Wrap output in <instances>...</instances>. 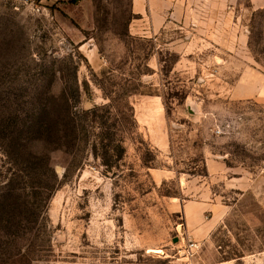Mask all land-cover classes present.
Instances as JSON below:
<instances>
[{
  "label": "rangeland",
  "instance_id": "374dc122",
  "mask_svg": "<svg viewBox=\"0 0 264 264\" xmlns=\"http://www.w3.org/2000/svg\"><path fill=\"white\" fill-rule=\"evenodd\" d=\"M133 5L0 0V119L60 115L75 78L99 106L65 178L49 146L56 188L0 137V209L41 210L0 264H264V0H181L156 33Z\"/></svg>",
  "mask_w": 264,
  "mask_h": 264
},
{
  "label": "trees",
  "instance_id": "16d2710c",
  "mask_svg": "<svg viewBox=\"0 0 264 264\" xmlns=\"http://www.w3.org/2000/svg\"><path fill=\"white\" fill-rule=\"evenodd\" d=\"M74 102H80V90L77 84V79L74 80ZM62 96V106L60 108L61 114L54 117V109L49 111L50 118L48 120H33L22 121L17 117L10 118V116H3L0 119V137L5 144L6 155L13 159L17 163L27 164L30 168L35 166H49L53 175L54 182L53 188H56L61 180H58V176L55 172L54 166L51 165V159L49 157V146L55 148H61L67 153L72 154V146L77 145L79 150L84 146L85 137L87 138V131L85 125V119L91 114L93 117L99 106L95 105L90 109H82L77 112L73 111V100L70 97ZM52 98H56L52 96ZM53 112V113H52ZM10 115V114H9ZM115 121V126H116ZM39 145V146H37ZM118 149L124 150L121 142L117 144ZM67 149V150H66ZM92 152L94 156H98L96 151V145L92 146ZM81 157H78L76 153L69 156V161L66 162V168L63 175L65 178L71 170L76 169L81 164ZM107 162H105L106 164ZM18 206V207H17ZM3 206L8 215H3L2 209H0V238L9 230L19 231L27 228H34L37 222V210L39 206L23 203L21 205ZM41 211V210H40ZM12 212V215H11ZM27 212L32 215L33 218H25L24 216H15L14 214ZM39 212V211H38ZM1 240V239H0ZM1 246V242H0Z\"/></svg>",
  "mask_w": 264,
  "mask_h": 264
},
{
  "label": "crops",
  "instance_id": "0c3cea01",
  "mask_svg": "<svg viewBox=\"0 0 264 264\" xmlns=\"http://www.w3.org/2000/svg\"><path fill=\"white\" fill-rule=\"evenodd\" d=\"M181 0H134L135 12L145 19L141 22L144 32L156 33L160 30L169 15L175 14L180 9ZM224 164L222 161L211 160L208 162L210 173L222 171Z\"/></svg>",
  "mask_w": 264,
  "mask_h": 264
},
{
  "label": "built area",
  "instance_id": "2783aa9c",
  "mask_svg": "<svg viewBox=\"0 0 264 264\" xmlns=\"http://www.w3.org/2000/svg\"><path fill=\"white\" fill-rule=\"evenodd\" d=\"M33 2H35V0H33ZM37 7H38V9H39V6L37 5ZM194 244H192V246H193Z\"/></svg>",
  "mask_w": 264,
  "mask_h": 264
}]
</instances>
